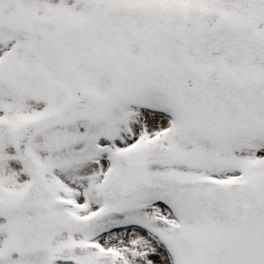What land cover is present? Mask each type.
I'll return each mask as SVG.
<instances>
[{
  "label": "snow or ice",
  "instance_id": "obj_1",
  "mask_svg": "<svg viewBox=\"0 0 264 264\" xmlns=\"http://www.w3.org/2000/svg\"><path fill=\"white\" fill-rule=\"evenodd\" d=\"M0 264H264V0H0Z\"/></svg>",
  "mask_w": 264,
  "mask_h": 264
}]
</instances>
